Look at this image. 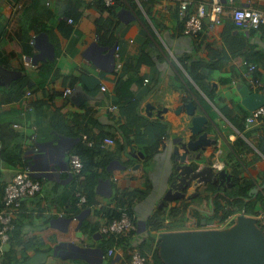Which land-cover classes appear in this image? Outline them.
<instances>
[{"label": "crops", "instance_id": "1", "mask_svg": "<svg viewBox=\"0 0 264 264\" xmlns=\"http://www.w3.org/2000/svg\"><path fill=\"white\" fill-rule=\"evenodd\" d=\"M179 1L0 0V66L12 72L0 76V209L19 166L29 163L41 183L16 213L11 239L0 241V264H125L129 242L152 256L145 221L182 200L185 227L213 216L216 195L242 200L246 214L264 209V116L247 122L239 91L264 89V27H237L225 7L220 23L207 15L197 34L186 35ZM202 3L209 12L211 0H189L187 10ZM233 4L264 9V0ZM26 54L35 65L24 64ZM249 75L258 79L254 89ZM16 80L23 82L17 89ZM65 87L72 91L63 97ZM186 101L216 139L195 154L224 169L231 184H193L183 199L161 204L175 162L163 143L195 137ZM103 137L112 144L102 145ZM73 153L86 163L80 175L71 171ZM233 174L250 181L245 192H236L241 181L233 186ZM133 189L147 194L134 198L135 229L121 244L100 227L126 212L122 199Z\"/></svg>", "mask_w": 264, "mask_h": 264}, {"label": "water", "instance_id": "2", "mask_svg": "<svg viewBox=\"0 0 264 264\" xmlns=\"http://www.w3.org/2000/svg\"><path fill=\"white\" fill-rule=\"evenodd\" d=\"M1 67V66H0ZM3 68V67H1ZM0 68L1 71L3 70ZM11 70H5L0 76L8 78ZM5 72V74H4ZM12 73V72H11ZM243 103L251 110L264 103L262 93L251 92L248 87H239ZM189 116L187 129L195 137L184 139L173 138L163 143L169 159L173 155L175 162H170L172 180L163 193V200L171 202L185 197L184 189L190 185L219 182L223 186L230 185L231 176L224 169L203 162L199 148L215 144L216 139L208 136L207 117L195 113L191 101L182 107ZM256 188L249 191L251 196ZM190 208L188 207V211ZM189 215V214H188ZM200 224V225H199ZM205 221L190 223L183 229L162 230L156 239L158 256L164 264H264V231L258 225L255 216L246 214L242 209L236 213L230 224L221 228H207ZM194 225L196 227H194Z\"/></svg>", "mask_w": 264, "mask_h": 264}, {"label": "built area", "instance_id": "3", "mask_svg": "<svg viewBox=\"0 0 264 264\" xmlns=\"http://www.w3.org/2000/svg\"><path fill=\"white\" fill-rule=\"evenodd\" d=\"M91 1V0H84ZM106 5L113 3V0H103ZM189 0L179 1V13L184 18L183 32L186 35H195L203 27L204 18L208 15L209 23L216 24L221 22V13L223 10L228 8L231 19L237 27L249 28V29H259L264 27V9L256 8L252 6H239L233 4V0H211L210 11L207 12L205 4L202 3L198 5L196 11H188L187 5ZM72 22V19H68ZM114 56L118 58L119 46L114 47ZM22 60L26 65H35L33 59L30 55H23ZM243 65H248L249 69L252 70L255 65L249 63L246 60L241 62ZM116 69L121 67V63L118 62L115 65ZM144 81H147L145 79ZM249 85L254 89L259 85L257 79L252 75L248 77ZM101 90H105V86H101ZM72 87H65L62 91V96L66 97L71 93ZM262 93L264 96V89L257 91ZM109 108H114L110 106ZM264 116V103L257 108L251 109L246 116L247 122H252L255 119ZM14 127L21 128V124L14 123ZM30 139H35V134L29 135ZM102 145L112 144L113 139L110 137L102 138ZM38 148L34 147V152H38ZM71 171L75 175H80L82 169V161L78 154L73 153L70 155ZM41 188V183L38 179L33 177V170L29 163L19 166V168L14 172L11 179L5 184L2 199V208L0 209V241H9L10 235L9 230L13 226V220L20 209V206L25 198L34 196ZM256 221L258 222L260 228L264 231V209H262L257 215H255ZM231 218H215L208 223L203 225L207 228H221L225 227L230 223ZM168 222V220H166ZM135 229V224L129 215L123 211L120 216L113 218L110 222L101 225L100 231L102 233H107L119 237L124 234H128ZM127 251L129 258L125 264H149L152 261V256L147 253L142 252L136 245L128 243ZM113 249H108V254H112Z\"/></svg>", "mask_w": 264, "mask_h": 264}, {"label": "trees", "instance_id": "4", "mask_svg": "<svg viewBox=\"0 0 264 264\" xmlns=\"http://www.w3.org/2000/svg\"><path fill=\"white\" fill-rule=\"evenodd\" d=\"M247 61V60H246ZM254 77V76H253ZM257 79L256 77H254ZM258 80V79H257ZM22 81V80H21ZM17 81L14 84H17L16 86H13L15 89H17L20 85H22L23 82ZM240 144H242L241 141H239ZM25 163H27V159H25ZM84 167H86V163H82V169L81 172L84 170ZM234 180V185L240 180L238 178L237 174L232 175ZM241 182L239 183V187L237 188L236 192H245L246 189L251 185L250 181L246 178L241 179ZM214 186V185H213ZM233 190V188H232ZM4 191V190H3ZM126 195H124V199H122V208H125L128 215L132 218L133 215V202L134 198H143L146 194V190H140V189H133V190H127L125 192ZM217 198V201H216ZM215 198V209L213 216L208 221H205V223H208L209 221L214 220L215 218H221L224 219L228 217L230 214L241 211L243 208V202L240 199H226L222 195H216ZM219 199H224L222 203H218L220 201ZM188 203L184 200L180 201L179 204L170 205L167 209H165V206L159 207L157 210H155L149 218L145 221L146 229L148 230V238L150 241H154L155 246L152 249V261L151 264H164L160 257L158 256L157 252V243L155 232H160L162 230H169V229H178V228H184L185 221H186V210H187ZM121 212V211H120ZM120 212L115 213V217L120 216ZM114 214V213H113ZM114 216V215H113ZM168 220V222H166ZM232 220L230 221V223ZM258 223V222H257ZM200 225V224H199ZM259 225V224H258ZM131 233V232H130ZM130 233L127 235H121L117 239L119 243H126L130 239ZM145 242V241H144ZM139 248V247H138ZM140 249V248H139ZM141 250V249H140ZM143 251V250H141Z\"/></svg>", "mask_w": 264, "mask_h": 264}, {"label": "clouds", "instance_id": "5", "mask_svg": "<svg viewBox=\"0 0 264 264\" xmlns=\"http://www.w3.org/2000/svg\"><path fill=\"white\" fill-rule=\"evenodd\" d=\"M195 224V223H194ZM230 224V223H229ZM205 225V224H204ZM195 226V225H194ZM196 227V226H195ZM185 228V227H184ZM178 229H183V228H178Z\"/></svg>", "mask_w": 264, "mask_h": 264}]
</instances>
